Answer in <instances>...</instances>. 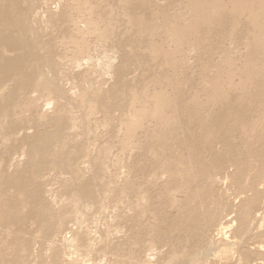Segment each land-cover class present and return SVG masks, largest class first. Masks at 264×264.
I'll return each instance as SVG.
<instances>
[{"label":"rangeland","instance_id":"obj_1","mask_svg":"<svg viewBox=\"0 0 264 264\" xmlns=\"http://www.w3.org/2000/svg\"><path fill=\"white\" fill-rule=\"evenodd\" d=\"M87 3L0 0V264H264V178L252 215L237 212L264 161V97L250 94L264 90V53L247 18L227 1L210 27L188 26L197 51L177 52L165 25L189 23V0ZM87 14L107 35L83 34ZM39 66L63 88L56 106L33 89ZM158 91L162 117L145 116L123 149L119 128Z\"/></svg>","mask_w":264,"mask_h":264},{"label":"bare ground","instance_id":"obj_2","mask_svg":"<svg viewBox=\"0 0 264 264\" xmlns=\"http://www.w3.org/2000/svg\"><path fill=\"white\" fill-rule=\"evenodd\" d=\"M227 1L229 3H231V11L234 12L235 15H237V16L244 15V17L247 18V20L249 22V27H250L249 30L251 31V33L254 34V42H255L256 47H258L256 49L258 51H260V49H261L262 53H264V0H189V6H190V9L192 12V17H191L189 23L187 25H183L182 23H179V22H175V23L174 22L173 23L166 22V25H165L166 33L170 36V38H172V40L178 46L177 52L180 50L183 51V47L179 46L182 43H187L190 46L188 48L189 51H192V52L197 51V43L191 42V41L188 42L186 39V32H187L188 26H189V28L193 27V26L199 27L202 24H205L206 26L210 27V25L213 24L214 21H216L215 18H216L217 12L222 10V9L225 10L228 8ZM76 8L78 10L81 9L82 11H88V12L91 10V8H89V4L87 3V0H76ZM87 16H88V14L86 15V18H87L86 22L87 23H86V27L84 29L83 34H86L87 32L94 30L100 36L107 35L109 25L106 27V29L100 30L99 27L95 26V24H94V23H97V21H98L97 18L92 17V14L89 17H87ZM25 17H21V19L25 18ZM23 20H25V19H23ZM132 20L134 21V23L139 21V19L136 17H133ZM4 21H6V19ZM3 22H2V25H3ZM4 25L6 26L7 23H5ZM21 25H23V24L21 23ZM25 25L26 24L24 23V26ZM141 30L146 31L147 28L143 27ZM0 36H2V35H0ZM78 41H80L81 43L78 44L77 48H75L74 53H73L74 57L72 58V61H71L73 64H76V65L79 64L78 58L80 56L84 55L87 51V46H86L85 40L83 38H79ZM259 60H264V55L259 56ZM179 62H181L183 65L189 63L188 61L185 60V58H183L181 61L175 60L174 65H177ZM110 70H111V68L109 65V67L106 68V71H110ZM39 71H40V73H36V78H35L34 83H33V89L36 90V93H38V94H41V93L44 94L46 91H51L53 94L50 95V98H54V99L53 100L51 99L49 102L51 105L56 106L59 103L60 98L63 96V94H62L63 88L61 87V85L59 86L57 83H56L57 85L55 86V81L51 80L49 77V74L46 73L42 69V67H40V66H39ZM57 72H59V70ZM60 77H62L61 74H60ZM246 91H249V89ZM83 92L84 91H81V90L77 91L76 89H74V90L72 89L71 94H72V97L75 100H77V98L75 96L77 95L78 97H80V94H82ZM250 94L254 98L258 95L264 97V90H262L261 92L259 90L255 94H254V92L253 93L250 92ZM154 97H156V101H158V104L156 106L152 107L151 111H149L147 113V111H145L146 107L141 108L139 110L134 109V112H135L134 118H131L127 122H124L123 125L119 128V131L120 132L123 131L124 135L127 136V140H124L122 142L123 149H128L130 147L136 146V143L134 141V137L137 134L138 128L142 126V124H143L142 121H143V118L145 116L162 117V114H161L162 105L164 104V102H166V103L168 102L167 97L164 96L162 91H158L157 93H155ZM216 100L218 102H222L221 104H223L225 106L228 105V102H227L225 97L223 98V97L219 96ZM171 104L173 105L172 102H171ZM229 109H230V107H229ZM208 116H210V114ZM206 117H207V115H206ZM154 156L155 157L158 156L156 152H154ZM234 160L236 161V165H237V172L235 174L236 175L235 178L239 177V179H240L241 176H244L243 169L240 168V165H243V164L249 165L250 163L249 164L247 163L250 161L249 156L247 154L244 155V158H242L241 156H236ZM117 162H119V161H117ZM159 164L161 165L162 168H166V167H168V165L170 163L166 162V161H160ZM253 166H254L255 172L253 173L252 181L250 182V184L247 187H243V189H242V190H244V193H246L248 190H251L252 194L245 197L242 200V202L239 205H237L238 215H240L242 221H244V222H246L247 219L249 218V216L252 215L253 206L260 201L261 197L263 196V192H264V191L263 192L260 191L259 186H258V183L264 178V161L258 160L257 162L253 163ZM186 172H187L186 174H188V176H190V178L195 177L199 173V171L194 170L193 167H191L190 169L189 168L186 169ZM209 179H211L212 183H213V180L216 179V175L215 176L209 175ZM186 185L189 186V184L187 182H185L183 187H184L185 194H187L186 199L189 201V198H192V197H188L189 188H186ZM190 196L196 197L195 193L193 195H190ZM256 216H258V215H256ZM260 223L262 224V221ZM261 224H260V226H261ZM194 225H195V227H198V229H196V233H198V230L200 228H202V227L205 228L208 226L204 223H201V224H199V223L195 224L194 223ZM228 227H230V226H228V224L225 225V223H222L221 227L218 229V234L223 235V236L226 235ZM204 230H203V232H204ZM224 245H227V243H224ZM222 248L219 245L216 246V245L212 244L208 247V252L212 255V253L216 252L214 250H218V249H222ZM223 249H225V248H223ZM225 251H227V250L225 249ZM177 256H178L177 254H173V257H171L172 260L168 264H174V262L177 260Z\"/></svg>","mask_w":264,"mask_h":264}]
</instances>
